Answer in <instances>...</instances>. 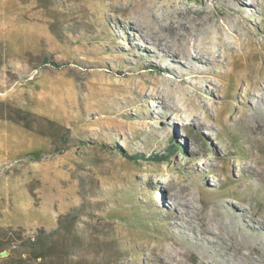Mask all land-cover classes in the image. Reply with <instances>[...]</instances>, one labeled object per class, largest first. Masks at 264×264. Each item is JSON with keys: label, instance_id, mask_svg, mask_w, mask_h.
I'll return each mask as SVG.
<instances>
[{"label": "rangeland", "instance_id": "rangeland-1", "mask_svg": "<svg viewBox=\"0 0 264 264\" xmlns=\"http://www.w3.org/2000/svg\"><path fill=\"white\" fill-rule=\"evenodd\" d=\"M68 214L81 264H264V0H0V258Z\"/></svg>", "mask_w": 264, "mask_h": 264}, {"label": "trees", "instance_id": "trees-1", "mask_svg": "<svg viewBox=\"0 0 264 264\" xmlns=\"http://www.w3.org/2000/svg\"><path fill=\"white\" fill-rule=\"evenodd\" d=\"M173 157L169 154L167 158L172 159ZM131 158L135 160L138 156ZM77 219V216L68 214L60 220V233L47 234L41 231L34 241L29 240L21 245L25 249L23 252L17 253L16 256L9 254L7 257L0 258V264H81L79 260L71 258L72 251L78 245V240L75 238L69 240L68 237V235L75 234ZM6 237L7 233L0 230V253L9 249L4 241Z\"/></svg>", "mask_w": 264, "mask_h": 264}, {"label": "bare ground", "instance_id": "bare-ground-1", "mask_svg": "<svg viewBox=\"0 0 264 264\" xmlns=\"http://www.w3.org/2000/svg\"><path fill=\"white\" fill-rule=\"evenodd\" d=\"M179 16V15H177ZM179 18L174 17V20L178 21ZM181 19V18H180ZM179 19V20H180ZM156 23L159 24V29L160 31L168 36V40L169 41H181L184 40L186 38H190L192 35L191 30L189 29H183V28H179L178 25L172 26L170 25L166 19H160V20H156ZM171 51V50H170ZM172 53V52H170ZM198 55V53L194 52L192 55V59L196 58ZM204 58H196V60H194V64H200L201 62L203 63ZM188 201H190L192 203V205H194V200L192 198H189ZM184 204H187V200L183 201Z\"/></svg>", "mask_w": 264, "mask_h": 264}, {"label": "built area", "instance_id": "built-area-1", "mask_svg": "<svg viewBox=\"0 0 264 264\" xmlns=\"http://www.w3.org/2000/svg\"><path fill=\"white\" fill-rule=\"evenodd\" d=\"M32 240L34 241L35 240V237H33Z\"/></svg>", "mask_w": 264, "mask_h": 264}]
</instances>
